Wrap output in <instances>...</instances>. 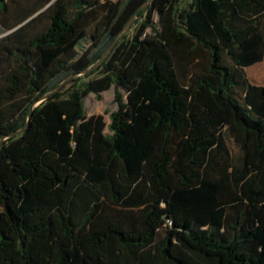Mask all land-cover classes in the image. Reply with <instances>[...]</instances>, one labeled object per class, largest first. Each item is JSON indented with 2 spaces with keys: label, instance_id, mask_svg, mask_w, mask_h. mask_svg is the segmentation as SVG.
Returning <instances> with one entry per match:
<instances>
[{
  "label": "trees",
  "instance_id": "trees-1",
  "mask_svg": "<svg viewBox=\"0 0 264 264\" xmlns=\"http://www.w3.org/2000/svg\"><path fill=\"white\" fill-rule=\"evenodd\" d=\"M145 1L36 0L18 19L13 35L49 14L0 90V264H264V85L246 73L264 0H152L1 140ZM112 87L110 122L88 115Z\"/></svg>",
  "mask_w": 264,
  "mask_h": 264
},
{
  "label": "rangeland",
  "instance_id": "rangeland-1",
  "mask_svg": "<svg viewBox=\"0 0 264 264\" xmlns=\"http://www.w3.org/2000/svg\"><path fill=\"white\" fill-rule=\"evenodd\" d=\"M119 3V0H112ZM36 3V0H9V7L6 11L0 12V90L6 84L7 77L12 72L18 71L19 66L23 63L21 55L25 52L29 55L35 48L29 44V40L43 32L49 24V14L42 13L37 16L43 9L38 10L29 19L30 23L25 26L22 32L18 35H13L12 32L19 27L16 25L18 19L22 16L30 5ZM100 15V13H99ZM92 22L88 27V31L94 30ZM247 77L250 81L256 84L264 85V59L252 66L246 68ZM123 94L125 91L121 90ZM23 100V94L19 96L18 101ZM10 105L0 92V108H8ZM85 107L88 115L102 114L107 123L110 122V113L117 108L115 100V89L102 92L100 95L90 93L85 100ZM12 108L16 109V106ZM228 141L231 146L235 158L239 155V150L233 140L228 136Z\"/></svg>",
  "mask_w": 264,
  "mask_h": 264
},
{
  "label": "water",
  "instance_id": "water-1",
  "mask_svg": "<svg viewBox=\"0 0 264 264\" xmlns=\"http://www.w3.org/2000/svg\"><path fill=\"white\" fill-rule=\"evenodd\" d=\"M152 0H146L140 7L139 9L134 13V15L130 18V20L127 22V24L123 27V29L116 35V37L114 38V40L112 41V43L107 47V49L105 50V52L99 57V59L97 61H95L93 64H91L90 66H88L87 68H85L84 70H82L81 72H75L72 73L71 75L67 76L65 79H63L55 88L51 89L50 91L44 93L43 95H41L40 98H38L35 102H33V104L31 105L29 111H28V118H27V122L24 126H22L21 128L11 132L8 135H4L1 140L17 134V133H21L23 132L27 126L28 123L30 121V118L33 114V111L35 109V107L42 102L43 100H46L51 94H53L54 92H57L59 90H61L72 78L80 75V74H85L88 73L90 71L95 70L96 68H98L101 63L107 58V56L110 54V52L113 50V48L117 45V43L121 40V38L127 33V31L130 29L131 25L135 22V20L138 17L139 11L142 9H145L151 2Z\"/></svg>",
  "mask_w": 264,
  "mask_h": 264
}]
</instances>
